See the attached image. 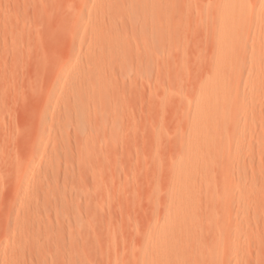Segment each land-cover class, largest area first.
Instances as JSON below:
<instances>
[{"label":"rangeland","instance_id":"1","mask_svg":"<svg viewBox=\"0 0 264 264\" xmlns=\"http://www.w3.org/2000/svg\"><path fill=\"white\" fill-rule=\"evenodd\" d=\"M145 1L0 0V264H264V0Z\"/></svg>","mask_w":264,"mask_h":264},{"label":"bare ground","instance_id":"2","mask_svg":"<svg viewBox=\"0 0 264 264\" xmlns=\"http://www.w3.org/2000/svg\"><path fill=\"white\" fill-rule=\"evenodd\" d=\"M135 1H136V0H135ZM138 1H139V0H138ZM141 1H142V0H140V2H141ZM146 1H147V0H146ZM146 1H145V2H146ZM140 2H139V5H140ZM145 2H144V3H145ZM142 3H143V2H141V5H142ZM150 3L152 4V2H150ZM157 4H158V3H157ZM137 5H138V3H137ZM137 5H136V7H137ZM139 5H138V6H139ZM144 5H146V4H144ZM148 5H149V3H148ZM148 5H146V6L148 7ZM154 5H155V2L153 3V6H152L153 8H155ZM149 6H150V5H149ZM159 6H160V5H159ZM165 6H166V5H165ZM141 7H143V6H141ZM160 7H161V6H160ZM166 7H167V6H166ZM166 7H165V8H166ZM153 8H152V9H153ZM157 8H159V7H157ZM161 8H162V7H161ZM143 9H145V8H143ZM146 9H147V8H146ZM155 10H156V8H155ZM164 10H165V9H163V11H164ZM146 11H147V10H146ZM151 11H152V12H155L154 10H151ZM160 11H161V10H160ZM160 11H159V12H160ZM144 12H145V11H144ZM156 12H157V11H156ZM165 12H166V11H165ZM148 13H149V12H148ZM150 13H151V12H150ZM161 13H162V12H161ZM170 13H171V12H170ZM144 14H145V13H144ZM151 14H153V13H151ZM165 15H166V14H164V16H165ZM147 16H148V15H147ZM147 16H146V17H147ZM153 16H154V15H152V18H153ZM150 18H151V17H150ZM141 19H142V18H141ZM166 20H167V19H166ZM99 21H100V20H99ZM95 23H96V22H95ZM98 23H99V22H98ZM143 23H144V21H143ZM103 25H104V24H103ZM103 25H101V27H103ZM169 25H170V24H168L167 27H169ZM104 26H105V25H104ZM104 28H105V27H104ZM104 28H103V29H104ZM101 29H102V28H101ZM103 29H102V30H103ZM138 29H140V26L138 27ZM161 29H163V26H162ZM164 29L167 30L166 27H164ZM97 30H98V29H96V32H97ZM143 30H144V29H143ZM148 30H149V29H148ZM156 30H157V29H156ZM170 30H171V29H170ZM152 31H153V30H152ZM116 32H117V31H116ZM120 32H121V31H120ZM137 32H138V31H137ZM157 32H158V31H157ZM162 32H163V31H162ZM165 32H166V31H165ZM167 32H168V31H167ZM146 33H147V32H146ZM171 33H172V32H171ZM76 34H77V33H76ZM115 34H116V33H115ZM115 34H113V35H115ZM138 34H139V33H138ZM148 34H149V33H148ZM162 34H163V36L165 35L164 33H162ZM116 35H117V34H116ZM167 35H168V34H167ZM154 36H155V35H154ZM156 36H157V35H156ZM163 36H162V37H163ZM114 37H115V36H114ZM116 37H117V36H116ZM116 37H115V38H116ZM121 37H122V36H121ZM96 38H97V37H96ZM130 38H131V37H130ZM154 38H155V37H154ZM94 39H95V38H94ZM117 39H118V38H117ZM119 39H120V38H119ZM123 39H125V40H124V43H125L126 40H128V39H126V38H123ZM132 39H134V38L132 37ZM164 39H165V38H164ZM170 39H171V38H170ZM159 41H160V40H159ZM168 41H169V40H168ZM126 42H127V41H126ZM110 43H111V42H110ZM114 43H118V42H114ZM120 43H121V39H120ZM124 43H123V44H124ZM125 44H127V43H125ZM150 45H151V44H150ZM152 47H153V45H152ZM114 48H115V47H114ZM139 49H140V48H139ZM145 49H146V48H145ZM150 49H151V48H150ZM136 50H137V49H136ZM143 50H144V49H143ZM149 55H150V52H149ZM155 55H156V54H155ZM150 56H151V55H150ZM152 56H153V55H152ZM225 59H226V58H225ZM221 60H222V59H221ZM221 60H220V61H221ZM222 93H223V91H222V92H221V91H217V92L214 93V95H213V96L215 97V102H216L215 108H218V109H219V107H220L219 105L223 103V94H222ZM222 107H224V106H221L220 108H222ZM222 110H223V108H222ZM224 111H225V110H224ZM224 114H225V113H224ZM203 115H205V113H204ZM178 170H179V169H178ZM179 171H180L179 174H182V175H189V174H191V171L188 170L187 168L184 169V170H183V169H182V170H179ZM182 183H183V185H187V182H186V179H185V178H184V180H183ZM192 216H193V215H192ZM194 217H195V216H194ZM191 218H192V217H191ZM191 218H190L189 221H192ZM194 219H195V218H194ZM193 222H194V220L192 221V223H193ZM195 222H196V221H195ZM190 223H191V222H190Z\"/></svg>","mask_w":264,"mask_h":264}]
</instances>
